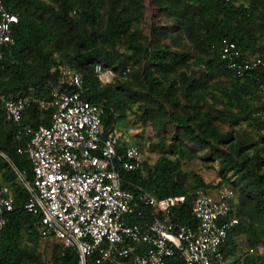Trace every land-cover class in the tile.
<instances>
[{
	"label": "trees",
	"instance_id": "16d2710c",
	"mask_svg": "<svg viewBox=\"0 0 264 264\" xmlns=\"http://www.w3.org/2000/svg\"><path fill=\"white\" fill-rule=\"evenodd\" d=\"M4 2L19 17L13 41L0 58V87L4 93L49 102L61 70L79 71L84 77V97L104 109V134L114 133L120 149H143L126 143L118 134L131 115L140 124L150 122L161 132V141L152 144L148 154L145 152L142 167L123 174L128 182L124 187L132 189L130 183L138 184L158 199L181 197L172 219L197 227L193 214L196 191L223 187L228 174L235 171L239 177L233 182L239 223L230 230L223 251L231 259L242 236L251 247L264 246V80L260 71L237 77L220 56L222 43L229 40L238 45L244 58L264 59V0H151L162 21L152 25L151 39L145 44L134 41L131 27L134 18L143 16L147 0ZM181 37L189 42L190 49L176 50ZM118 40L124 41L122 48L117 46ZM192 63L213 74L221 68L232 76L230 87L221 94L225 108L217 114L208 112L205 120L198 118V110L185 115L176 112L180 105L184 110L187 107L179 98L181 87L188 85V99L201 87L202 82L189 72ZM97 64L105 72H113L112 80L103 82L95 71ZM52 113V106L42 108L33 102L21 125L7 121L0 113V186L9 187L16 198V207L0 233L1 264H41L40 255L23 246L25 237L49 238L40 235L38 218L23 208L30 195L17 170L28 182L34 180V173L28 156L18 149L28 141L25 128L51 125ZM233 117L238 118L234 124L240 120L253 126L258 137L246 144L233 130L222 132L216 127V122ZM168 124L175 125L177 131L184 130L169 144L164 133ZM188 140L211 147V153L199 156L200 151ZM252 147L258 149L257 153L251 154ZM197 159L217 174V184L207 182L198 171L185 170ZM144 211V218L134 217L131 222L144 223L156 216L149 207ZM61 245L50 264H78V252ZM168 264L181 261L169 260ZM243 264H264V256L246 254Z\"/></svg>",
	"mask_w": 264,
	"mask_h": 264
},
{
	"label": "built area",
	"instance_id": "2783aa9c",
	"mask_svg": "<svg viewBox=\"0 0 264 264\" xmlns=\"http://www.w3.org/2000/svg\"><path fill=\"white\" fill-rule=\"evenodd\" d=\"M18 22V15L0 0V58ZM220 56L237 77L260 71L264 80V59L244 58L235 42L224 40ZM95 71L105 74L101 64ZM83 90L84 77L72 68L61 70L49 102L6 94L0 87V113L13 124H22L33 102L53 107L51 125L27 126L28 141L18 149L32 163V182L17 172L30 195L23 208L38 218L40 235L76 250L78 264L91 259L93 264H233L223 246L239 223L235 191L199 189L193 200L197 227L174 221L181 197L158 199L138 184L124 187L123 174L141 168L146 153L138 146L120 149L114 133L105 135V111L87 100ZM15 207L14 193L0 186V233ZM147 207L156 213L153 220L132 223L134 217H145Z\"/></svg>",
	"mask_w": 264,
	"mask_h": 264
},
{
	"label": "rangeland",
	"instance_id": "374dc122",
	"mask_svg": "<svg viewBox=\"0 0 264 264\" xmlns=\"http://www.w3.org/2000/svg\"><path fill=\"white\" fill-rule=\"evenodd\" d=\"M242 1V0H241ZM132 18L134 15H131ZM162 19H159L157 17L156 10L153 8L151 0H147L146 6L144 7V13L143 16L140 19H133L132 20V27L131 30H135L133 39L137 43L145 44L147 41H149L151 38V28L153 24H157L161 22ZM181 44L176 45V48L173 47V49L176 50H182V49H190L189 42L184 38L181 37ZM162 40H166L165 38ZM169 42H171L170 39H167ZM123 40L117 41V46L119 48H122L124 45ZM155 44V43H154ZM190 74L192 76H195L196 79H199L201 83V87L198 89L200 92V95H198L199 92L196 94L190 96H185V93H187L188 85L186 84L184 87L182 86L179 90V98L180 100L187 104L186 110L182 109L181 105L178 107L176 112L178 114L185 115L187 112H197L198 118L201 120H205L206 115L208 112L211 114H217L219 110H223L225 108L224 101L221 100V94L225 89H228L230 87V80L232 79V76L228 75L223 69L217 68V73L213 74L210 73L207 69L204 67L191 64L189 68ZM112 75L108 72V70L105 72V74L102 76L103 82H107L112 80ZM256 105H260L259 101H255ZM171 110H173L171 108ZM236 112L238 111L235 109ZM241 116V114H240ZM239 116V117H240ZM238 120V118H227L225 122H216V127L221 130L222 132H227L230 130H233L236 134L237 138H243L245 140L246 144H250L254 138H256V130L253 126H251L248 122H243L239 120V123L234 124V122ZM168 131L164 132L167 133L165 139L167 143L169 144L171 142V139L175 136H182V133L184 130L180 128L177 131V127L175 125L170 126V124L167 125ZM199 128L197 129V131ZM122 134V139L128 144H135L141 146L144 151L148 154V150L150 147H152V144L157 145L161 141V132L159 131L156 126L152 125V123H144L140 124L139 121L136 120V117L131 115L129 122L127 124L121 125V130L118 134ZM178 133V135H177ZM258 137V136H257ZM190 143L189 145L195 146L197 150L200 151L199 156H207L209 153H211V147L204 148L201 145H194L192 141L188 140ZM257 148H251L250 152L251 154L257 153ZM262 153L264 154V147L262 150ZM154 156V155H153ZM210 163V162H208ZM206 164L202 162V160L197 159L195 160L191 165L186 166L185 170H195L200 172L205 180L207 182H212L213 184H217L220 181V178L217 177V174L212 169L205 168ZM228 179L224 181L223 187L225 188H232L234 187L233 182H238V174L235 171H231L228 174ZM1 181V179H0ZM189 181L192 182V178H189ZM9 188V187H7ZM10 189V188H9ZM11 190V189H10ZM215 193V191H213ZM23 246H27L32 252H34L37 255H40L41 257V264H50L51 260L53 258V255L56 251L60 249L61 242L55 238L51 237L49 239H40L37 237H34L33 240L27 239L26 237L23 239ZM257 254L260 256H264V246L260 245L257 247H251L246 244V240L244 236L239 238V245L237 252L231 257L232 261H239L241 264H243V259L246 254Z\"/></svg>",
	"mask_w": 264,
	"mask_h": 264
}]
</instances>
